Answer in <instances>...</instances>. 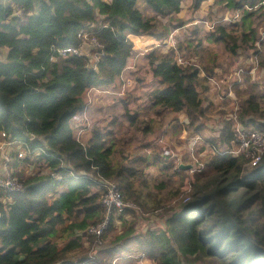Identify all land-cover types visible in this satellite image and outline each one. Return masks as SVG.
<instances>
[{"label":"trees","instance_id":"16d2710c","mask_svg":"<svg viewBox=\"0 0 264 264\" xmlns=\"http://www.w3.org/2000/svg\"><path fill=\"white\" fill-rule=\"evenodd\" d=\"M183 1L0 0V49L6 52L0 61V132L26 152L8 164L24 189L0 192V264H140L143 258L148 264H264V154L251 166L250 156L226 152L236 141L237 123L264 130V87L259 91L249 73L257 67L264 74V0H213V9L223 14L202 18L212 27L191 24L181 41L174 34L190 27L182 21L173 28L172 48L171 32L160 20L179 14ZM207 1L191 0V11ZM236 9L239 19L223 22ZM128 35L161 45L136 63L147 68L155 88L143 91L147 104L140 110L129 104L137 87L113 97L103 118L87 126L81 115L90 114L89 90H119L122 71L137 55ZM88 41L101 49H88ZM216 43L223 47L222 61L212 53ZM65 49L80 54L61 57ZM234 69L243 70L231 85L237 104L215 125L217 136H203L212 150L208 170L190 173L163 161L152 142L141 145L152 146L149 158L119 147L133 140L136 129L146 137L163 127L164 117L146 114H182L190 135H203L209 81L230 80ZM119 120L124 130L116 128ZM147 159L157 163L159 176L137 166ZM20 165L40 173L48 168L55 176L22 178ZM98 178L115 183L137 213L126 207L111 216L105 232L122 219L121 232L91 255L85 244L107 236L82 234L107 217ZM155 212L165 214V228L137 230L124 217Z\"/></svg>","mask_w":264,"mask_h":264},{"label":"rangeland","instance_id":"374dc122","mask_svg":"<svg viewBox=\"0 0 264 264\" xmlns=\"http://www.w3.org/2000/svg\"><path fill=\"white\" fill-rule=\"evenodd\" d=\"M211 3V2H210ZM208 2L204 3L196 12L191 11V5L192 2L191 0H185L182 3V8L179 14L172 16L170 18L166 19H161L160 23L168 29V34L171 32L174 33V26L180 25L179 23H184V22H189L188 28L185 29V31L180 30L176 32L174 35L179 36L178 38L181 39V41L184 39V36H187L189 32L192 30V25L194 24H202L201 22H197L198 19L200 21H203L202 18L207 19L209 16L211 19L209 20H215L218 19L220 15L223 13H219L217 10V7L215 6L216 10L211 7L212 4ZM140 6L143 7V5L140 3ZM215 10V11H214ZM184 21V22H182ZM193 22V24H192ZM185 24V23H184ZM192 24V25H191ZM168 26V27H167ZM263 29V30H262ZM262 36H264V27L262 28ZM176 38V37H175ZM264 41V37H263ZM264 43V42H263ZM213 54H218L219 59L217 61H222L225 57L223 47L221 44L216 43L213 46ZM165 49V48H164ZM162 49V50H164ZM259 49L264 50V44L259 46ZM6 52L4 49H0V61H3L5 59ZM246 64V63H245ZM249 66V64H246V66ZM251 65V64H250ZM235 68V67H234ZM257 68V67H256ZM138 75V74H137ZM138 76L139 78L142 79L141 83L137 82V78H135V83L134 85L128 89L129 91L133 89L134 87H137L136 91L133 92V97L130 98L129 104L132 109H143L145 107L146 98L144 97L143 91H148L150 89H153L155 87L151 86L152 78L148 75L147 68L143 67L140 74ZM145 79L148 81L145 83ZM251 83H256L259 85L260 89L259 91H262L264 87V74L258 69H256V72L252 74L251 76ZM215 82L221 83V87L217 88L214 83H210V91L204 96L203 100V105L204 107H209L207 108L208 113L206 117L202 120L203 124H205L206 128L204 129L203 135H200V138L197 140V142L194 143L193 147V156H197L198 161H200L204 166L205 163L208 161V152H212V150L206 151L205 144L203 143V136H217V131H215V125L219 120H221L222 115H227L230 116L233 108H235V104H237L236 101H234L235 97H229V93L231 91V85L232 82H234L232 79L230 80H218L214 79ZM143 82V83H142ZM146 85V87H145ZM228 90V91H227ZM233 94V93H232ZM91 102L93 101L92 95L90 96ZM113 98V97H111ZM136 98V99H135ZM111 103V102H110ZM111 105V104H110ZM110 112L113 109H109ZM94 112V113H93ZM90 113L88 116L91 120H96V119H102L103 115L102 110L100 113H96V111H93ZM114 114V112L112 113ZM147 117L150 118H155L157 120H160L161 117L163 118L164 125L162 128L154 129L155 134H150L146 137H143V133L140 130H135L132 134L133 140L124 142L121 144V148L127 153H129L130 156L134 155H139V154H148L150 153V150H152V146L148 147H142V144H145L146 142H152L153 145L157 146V151L160 152L161 158L164 161L167 159H171L173 162L177 163L178 161H184L187 157L185 152H187V149L189 148V145L191 144V141L194 140L195 138H192L190 133L184 128L183 122L185 121V117L182 114H164V115H155V114H146ZM175 118V120L173 119ZM180 120L179 125H177V122ZM99 124H104V121L99 122ZM121 126V129L124 130V126H122L121 120L118 121L116 128H119ZM131 134V132L128 133V135ZM161 140V141H160ZM2 140L0 138V144ZM159 142V144H158ZM209 147V146H208ZM152 148V149H151ZM202 148V149H201ZM169 150L174 152L175 154H179L180 159L177 160L175 157L170 158V153L164 154V150ZM12 150V149H11ZM199 150H202L198 152ZM206 151V152H205ZM156 152V151H155ZM194 157H193V163H194ZM149 158V157H148ZM151 159L143 160V161H138L137 166L144 170L145 172H150L151 174H155L154 176H159L158 174V167L157 163L151 164ZM180 164H188V163H180ZM28 165H20L18 170L20 171L22 178H26L29 175H33L35 173H38L39 171H36L37 168H33L32 166L28 168ZM6 172L11 173V170L8 168V164L4 163L3 161H0V176H4ZM44 172V171H43ZM40 173V172H39ZM45 173V172H44ZM41 174V173H40ZM188 174H190L188 172ZM161 177V176H160ZM2 190H0L1 192ZM103 194V193H102ZM100 203V202H99ZM101 206H103L100 203ZM104 207V206H103ZM105 208V207H104ZM106 209V208H105ZM128 211L133 210V213H137V208L132 204L129 207L126 208ZM107 212V211H106ZM115 211L111 212V216L114 215ZM129 223L134 222V227L138 229H146V228H165L164 226V220H165V214L158 212V213H146V214H127L124 216ZM108 225V224H107ZM107 225L105 226L104 230H102V233H106L107 236L102 239H97L95 238L93 243H86L85 244V251L88 252L91 255H94L95 251L98 250L100 247H104L105 241L107 238H111L113 234H117L118 232H121L123 228V220L122 219H116L113 222L112 225V230L105 232ZM82 234H85L84 231ZM117 261V259H116ZM140 264H148L149 261L145 258L139 260ZM112 263H114L112 261ZM137 264V263H136Z\"/></svg>","mask_w":264,"mask_h":264},{"label":"built area","instance_id":"2783aa9c","mask_svg":"<svg viewBox=\"0 0 264 264\" xmlns=\"http://www.w3.org/2000/svg\"><path fill=\"white\" fill-rule=\"evenodd\" d=\"M264 4V2L262 3ZM245 9H248V7H244ZM241 10H235L230 16L223 19V22H229V21H235L239 19V12ZM20 11H15L14 14L18 15ZM204 24L205 27L211 28L212 26H208V24L203 21H197ZM81 37L85 40L86 35H81ZM128 39L131 40L134 44L135 50L137 52L136 57L134 58L133 62L130 63L121 73L120 75V81H121V87L117 91L112 90H99L96 88H91L89 92L87 93L88 97V103L87 105H90L92 95H107L109 97H122L124 93L130 89L134 83L135 78H137V60L143 57V55L149 53L150 51L159 48L161 45L156 42L154 39H148L146 37H139L135 35H128ZM168 46L174 48L175 47V41L173 39V33L170 35L168 42ZM86 47L88 49H101V46L97 44L95 41H88L86 43ZM67 53H73V54H80V52L76 49H65L59 52V55L61 57H65ZM179 63H182L180 59H178ZM186 63V62H185ZM187 64V63H186ZM235 70V69H234ZM242 69H237L233 72L234 78H232L233 81L237 79L239 81L242 73ZM256 72V67L252 68L250 70V75ZM137 80V79H136ZM210 83H214L217 88L221 87V83H217L214 81V79H211L209 81ZM229 97H233L232 93H229ZM81 122H86L87 126L91 125V120L86 112V110L81 115ZM80 122V123H81ZM77 127L80 126V124L76 125ZM218 128H221V124H218ZM236 133L237 138L236 141L233 143L232 147L229 150H226V152L231 153L235 156L244 154L245 156H250L249 165L255 166L261 159L262 155L264 154V130H256L248 127H244L240 125L239 123L236 124ZM81 128H79L77 135L79 136L81 133ZM0 138L2 140L0 144V161H3L6 164H9L13 158H24L26 156V152L24 149H22L19 145H15L11 140H9L6 137V134L4 132H0ZM192 138H195L191 141V144L189 145V148L187 149L186 159L184 162L178 161L177 164L180 163H188L191 164V168L189 169V172H203L205 171L204 165L198 161L197 156H193V145L197 140L200 138L199 136H193ZM161 141V140H160ZM12 149V150H11ZM10 151L14 152V155L10 154ZM170 153V158H176L177 160L180 159L179 154H175L172 151L164 150V154ZM194 157V163L193 161ZM45 173H44V172ZM41 173L46 175H52L55 176V173L48 169L44 168ZM61 177V176H58ZM99 182H103L104 187V193L100 197L99 202L106 208L107 211V217L106 219L98 224L97 226H92L87 231H84V233H91L100 235L102 233V230H104L105 226L108 224V219L111 217V212L115 211V213H119L123 211L124 208L129 207L130 203H126L122 200L120 192L116 186L115 183L105 180L103 178H98ZM24 189L23 184L18 180L16 176L11 175V173L6 172V174L2 177L0 176V190L3 191H12V192H18L22 191ZM188 197L184 198V201H186ZM114 214V213H113ZM114 216V215H112Z\"/></svg>","mask_w":264,"mask_h":264},{"label":"crops","instance_id":"0c3cea01","mask_svg":"<svg viewBox=\"0 0 264 264\" xmlns=\"http://www.w3.org/2000/svg\"><path fill=\"white\" fill-rule=\"evenodd\" d=\"M185 1V0H184ZM208 3L212 4L211 7H213V0H209L207 1ZM206 3V2H205ZM203 5V4H202ZM200 19H198L197 21H199ZM193 24V22H192ZM142 59H138V63L141 62ZM142 63V62H141ZM138 68V67H137ZM142 70V67L140 68V65H139V68L137 70V73H136V76H140V72ZM138 74V75H137ZM148 80L145 79V83L147 82ZM146 87V85H145ZM93 101H92V104H91V107L89 108V112L92 113L93 111H96V113H100V111L102 109H107L109 107V105L111 104L110 102L112 101V98L107 96V95H93ZM94 113V112H93ZM102 114V113H101ZM206 151L210 150V147H206ZM205 151V152H206ZM204 169L205 171L208 170L206 166H204Z\"/></svg>","mask_w":264,"mask_h":264},{"label":"water","instance_id":"95a60500","mask_svg":"<svg viewBox=\"0 0 264 264\" xmlns=\"http://www.w3.org/2000/svg\"><path fill=\"white\" fill-rule=\"evenodd\" d=\"M179 167L182 168V169H186V170H189L191 168V164H179ZM23 257L21 256L20 259H22ZM61 262L59 263H55V264H60Z\"/></svg>","mask_w":264,"mask_h":264}]
</instances>
